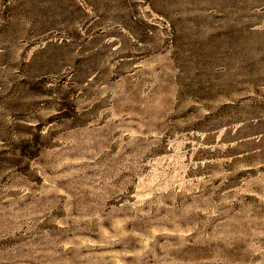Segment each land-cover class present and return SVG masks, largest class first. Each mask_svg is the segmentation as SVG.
Instances as JSON below:
<instances>
[{"label":"rangeland","instance_id":"obj_1","mask_svg":"<svg viewBox=\"0 0 264 264\" xmlns=\"http://www.w3.org/2000/svg\"><path fill=\"white\" fill-rule=\"evenodd\" d=\"M0 264H264V0H0Z\"/></svg>","mask_w":264,"mask_h":264},{"label":"bare ground","instance_id":"obj_2","mask_svg":"<svg viewBox=\"0 0 264 264\" xmlns=\"http://www.w3.org/2000/svg\"><path fill=\"white\" fill-rule=\"evenodd\" d=\"M110 3H111V2H110ZM114 8H115V7H114ZM114 10H115V9H114ZM116 10H117V9H116ZM125 11H126V10H125ZM110 12H111V11H110ZM113 12H114V11H112V13H113ZM114 13H115V12H114ZM88 44H89V43H88ZM84 47H85V46H84ZM78 49H79V48H78ZM79 52H81V51H79ZM79 52H78V53H79ZM76 54H77V53H76Z\"/></svg>","mask_w":264,"mask_h":264}]
</instances>
